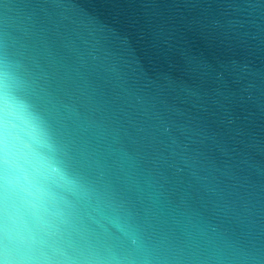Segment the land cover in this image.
I'll return each instance as SVG.
<instances>
[{"label": "water", "instance_id": "obj_1", "mask_svg": "<svg viewBox=\"0 0 264 264\" xmlns=\"http://www.w3.org/2000/svg\"><path fill=\"white\" fill-rule=\"evenodd\" d=\"M0 264H264V0H0Z\"/></svg>", "mask_w": 264, "mask_h": 264}]
</instances>
